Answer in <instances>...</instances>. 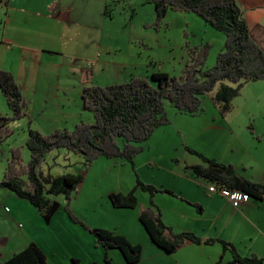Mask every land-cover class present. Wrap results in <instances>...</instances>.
<instances>
[{
    "label": "crops",
    "instance_id": "crops-1",
    "mask_svg": "<svg viewBox=\"0 0 264 264\" xmlns=\"http://www.w3.org/2000/svg\"><path fill=\"white\" fill-rule=\"evenodd\" d=\"M2 1L0 69L13 74L26 101L28 115L21 124L26 122L43 135L50 134L48 131L56 128L70 130L85 121L81 114L82 111L87 112L83 110L82 103L85 88L121 84L133 76L150 79L157 73L151 71L146 63L132 64L135 70L142 69L141 74L132 73L125 60V46L106 41L110 36L106 25L108 18L100 12L106 10L114 0H6L5 4ZM237 2L251 36L264 49V0ZM131 47L132 43L129 42L128 50ZM132 54L140 57V53ZM97 77L103 78V82H97ZM0 102L1 113L7 112L9 108L1 90ZM58 114L60 120L57 119ZM214 114L216 117L207 119L202 117L205 115L193 117L175 111L177 118L189 116L200 123L206 122L197 136L199 143L209 153H204L206 157L232 165L239 176L264 185V120L256 126L257 129L254 128V134L249 130L238 134L228 127L231 121L227 123V118L219 123L217 115H220V111ZM39 120L43 122L42 125H38ZM94 121L93 117L87 118L88 124ZM43 128L47 131L44 132ZM185 152V157H178L181 165L175 168L164 166V175L151 183L171 191L173 195L156 194L152 197L137 188L138 178L134 185L135 169L126 160L117 158L119 160H113L110 165L107 159L101 157L86 170L82 163L83 169L76 174L86 177L89 171L94 172L97 167L101 172L120 168L125 182L121 191L108 192L105 204L98 206L97 211L84 214L79 219L87 222L86 226L91 229L113 231L131 244L140 245L142 257L136 264H229L232 261L231 253L225 251L219 242L187 243L173 254H167L157 247L140 222L141 211L151 207L152 203L161 211L163 221L175 234L187 232L203 241H227L242 257L256 255L264 259V198L256 200L249 197L238 207L233 206L223 194L210 192L209 188L214 184L196 176L189 168L202 164L201 159H194ZM130 163L134 165V161ZM42 174L54 177L51 172L47 174L43 171ZM82 190L83 182L72 199L76 198L78 202ZM133 190L137 199L135 208L113 206L111 194H128ZM0 194L6 198L0 206V222L12 225L14 221L12 245L9 238L8 254H0V261H7L31 243H36L46 254L49 264L103 263L106 254L113 264H128L119 250L106 251L89 231L73 223L59 201L56 200L60 204L58 212L47 223L29 202L16 198L7 190ZM87 209L89 207L84 206V210ZM22 212L26 214L22 215ZM18 221L19 225H23L22 229L18 227ZM34 228L38 234L32 231Z\"/></svg>",
    "mask_w": 264,
    "mask_h": 264
},
{
    "label": "trees",
    "instance_id": "trees-1",
    "mask_svg": "<svg viewBox=\"0 0 264 264\" xmlns=\"http://www.w3.org/2000/svg\"><path fill=\"white\" fill-rule=\"evenodd\" d=\"M155 7L157 24L169 11L192 13L226 37L224 50L218 54L213 68L203 72L211 45L201 44L189 47L190 59L180 79L164 73L153 74L150 79L133 76L129 81L109 86H90L83 90V109L94 116V123L80 122L69 131L58 129L49 135L28 129L27 148L31 152L28 163H23L22 149H11L12 158L0 180V190L12 192L18 198L32 204L50 223L58 212L60 204L56 197L67 199L66 211L71 220L84 227L106 251L119 250L128 264L141 260L142 247L131 244L125 237L113 231L88 228L70 210V201L77 187L83 182L84 174H64L46 177L41 168L48 155L59 149L81 155L85 170L97 159L121 158L133 162L141 152L140 147L160 127L168 125L165 102H170L181 114L199 116L205 112L203 98L213 93L221 82L223 85L212 98L222 117L232 109V102L241 95L246 84L264 81V49L251 36L249 27L237 0H145ZM108 10V8H107ZM106 10V11H107ZM108 15V12H106ZM0 90L6 99L10 115L0 114V143L13 135L10 124L27 116V104L19 84L12 73L0 69ZM254 134V128H251ZM258 139H261L258 137ZM187 149L200 157L202 164L189 167L196 176L230 191H240L256 200L264 198V185L239 176L232 165L222 164L214 159ZM179 162V161H177ZM137 188L156 194L173 193L167 189L145 184L138 179ZM115 208H135V190L128 194L110 195ZM200 209V206H197ZM140 222L153 243L167 254H173L187 243H221L232 255L229 264H264V259L251 255L242 257L227 241H203L193 233L175 234L162 218L161 211L152 206L143 209ZM76 262V261H75ZM0 264H49L44 251L31 243L23 251L14 254ZM113 264L106 254L103 263Z\"/></svg>",
    "mask_w": 264,
    "mask_h": 264
},
{
    "label": "rangeland",
    "instance_id": "rangeland-1",
    "mask_svg": "<svg viewBox=\"0 0 264 264\" xmlns=\"http://www.w3.org/2000/svg\"><path fill=\"white\" fill-rule=\"evenodd\" d=\"M114 1L115 2H111L107 7V11L104 10L100 12L102 16L104 15L108 18L106 19V25L109 28L108 35L110 36L106 41H114L115 43L117 42L116 45L125 46V60L130 65L127 67L130 68L132 73L136 72L135 74H141L142 72L141 68L135 70L132 64L146 63L147 66H150L151 71L168 74L171 77L180 79L190 59L189 47L201 44L211 45V50L203 72L215 66L218 54L224 50L226 42L225 35L207 25L205 21L196 14L169 11L165 18L157 24L155 7L152 4H148L145 0ZM2 2V4H5L6 0ZM106 12H108V15ZM102 16L99 17L98 23H100ZM128 41L132 43V47L129 50ZM133 52L140 53V57L134 54L130 55ZM103 80V78H96L97 82H103ZM127 80L129 81V79ZM223 85L235 86L230 82H221L213 93L203 98L205 112L199 116L205 115L202 117L207 119L216 117L214 112H219V108L213 103L212 98ZM165 106L169 122L168 125L157 129L148 141L142 144H134L135 147L141 148V152L133 160L134 165L126 160L129 162L130 166H133L135 169V172L132 170L134 172V185L137 178L145 184L155 183L158 178L164 175V166L175 168L181 165L180 161L177 162L178 157H182L185 150L188 151L185 153H188L194 159H200L199 156L191 153L187 147L204 157H206L204 155L205 152L209 154L208 151L202 147L197 138L205 127L206 122L200 123L197 120L189 118V116L177 118L175 116L176 109L174 106L168 101L165 102ZM1 108L2 105L0 104L1 115L7 116L11 114L10 109H8L7 112L1 113ZM81 114L85 121L82 120L85 123H87V118H94L93 114L90 112L84 113L82 111ZM217 117L220 118H217L220 120L219 123H221L222 119L226 120V118L227 123L231 121L228 127L235 130L238 134H242L248 130L251 133V128H256V126L264 120V81L248 84L246 90H242L241 95L232 102L231 111L225 117H222L221 114L217 115ZM57 119L60 120L59 114ZM21 123H23V120L12 122L10 127L13 131V135L0 143V180L4 178L8 163L12 158V148L20 147L22 149L24 164L28 163L30 160L31 152L26 146L28 140L27 129L30 127L32 130H35V128L31 127L26 122H24V125ZM42 124L43 122L39 120L38 125ZM200 124H202V126ZM52 125L56 124H51L50 126ZM74 128L72 127V129L67 130L72 131ZM42 130L45 129L43 128ZM56 130L58 129L49 130L48 132L51 134V132ZM46 131L47 130L44 132ZM176 144L179 145L174 146ZM193 146H197V148ZM183 157L185 156L183 155ZM207 157L211 158L210 156ZM105 159H107L111 165L113 160L117 161L121 158ZM82 163H84L83 156L68 152L64 149H59L52 152L51 156L47 158V163L43 164L41 170L47 174L51 172L54 177L64 174H76L83 169ZM96 169L94 172L89 171L87 176L84 177L80 200L76 202L75 198L70 201V210L78 219L84 214L97 211L99 209L98 206L102 203L105 204V196H108V192L111 190L121 191L123 188L125 177L121 176L120 168L115 169V171L104 169L102 172ZM123 174H125V172H123ZM5 191L6 190H0V193H5ZM15 197L18 198L17 196ZM4 200H6V198H3L2 194H0V206L3 204ZM55 200L59 201V203L64 206L65 212L68 215L66 211V206L68 204L67 199L61 195L56 197ZM84 206L89 207V209L84 210ZM7 212H9V210ZM25 214L26 212H22V215ZM111 216L114 219V216ZM1 218L2 214H0V219ZM80 220L85 225L87 224L84 220ZM24 223L25 222H23V224ZM13 224L9 225L0 222V237H3L0 239V254L2 255L8 254L7 245L9 238L10 246L12 245L14 239V235L12 234L14 233ZM18 227L20 229L23 227L22 224L19 225V221ZM82 228L84 229V227ZM32 231L38 234L37 229L34 228ZM2 240H4L3 243H1Z\"/></svg>",
    "mask_w": 264,
    "mask_h": 264
},
{
    "label": "built area",
    "instance_id": "built-area-1",
    "mask_svg": "<svg viewBox=\"0 0 264 264\" xmlns=\"http://www.w3.org/2000/svg\"><path fill=\"white\" fill-rule=\"evenodd\" d=\"M210 192H219L223 194L228 201L235 207H238L241 203L248 201L249 196L246 193L240 191H230L217 185H213L209 188ZM8 211V210H7Z\"/></svg>",
    "mask_w": 264,
    "mask_h": 264
}]
</instances>
